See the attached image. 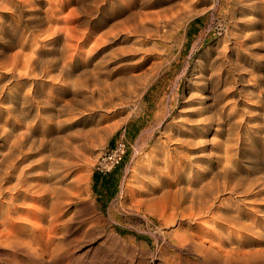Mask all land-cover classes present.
Segmentation results:
<instances>
[{
	"label": "rangeland",
	"instance_id": "374dc122",
	"mask_svg": "<svg viewBox=\"0 0 264 264\" xmlns=\"http://www.w3.org/2000/svg\"><path fill=\"white\" fill-rule=\"evenodd\" d=\"M263 102L264 0H0V184L17 182L4 171L7 143L21 139L30 188L0 194V264H264V193L224 189L264 181ZM122 134L123 161L97 173ZM192 187L237 198L252 223L222 228L216 209L175 206Z\"/></svg>",
	"mask_w": 264,
	"mask_h": 264
},
{
	"label": "bare ground",
	"instance_id": "6f19581e",
	"mask_svg": "<svg viewBox=\"0 0 264 264\" xmlns=\"http://www.w3.org/2000/svg\"><path fill=\"white\" fill-rule=\"evenodd\" d=\"M51 3V2H50ZM143 3V2H142ZM185 4V3H184ZM87 9V8H86ZM120 10H122V9H120ZM119 10V11H120ZM116 11H117V9H116ZM123 11H124V9H123ZM130 11V10H129ZM133 12L135 11V10H132ZM137 11V10H136ZM122 12V11H121ZM120 12V13H121ZM125 12V11H124ZM138 12V11H137ZM136 12V13H137ZM114 13V12H113ZM127 13V12H126ZM136 13H135V17L137 16L136 15ZM142 13V12H141ZM140 13V14H141ZM148 13V12H147ZM146 13V14H147ZM123 14V13H122ZM133 14V16H134V13H132ZM132 14H130L131 16H132ZM146 14H144V12H143V14L142 15H146ZM150 14V13H149ZM149 14H147V15H149ZM129 14H127L126 16H128ZM120 16V15H119ZM131 16H129V17H131ZM173 16V15H172ZM114 17V16H113ZM129 17H127V18H129ZM126 18V17H125ZM125 18H124V20H125ZM141 18H143V17H141ZM171 18H173V17H171ZM170 18V19H171ZM135 19H137V17L135 18ZM169 19V18H168ZM167 19V20H168ZM169 19V20H170ZM174 19V18H173ZM173 19H171V21L173 20ZM176 19V18H175ZM128 20H130V19H128ZM132 20V19H131ZM166 20V21H167ZM134 21V20H133ZM138 21H140V20H137V22ZM142 21V20H141ZM175 21V20H174ZM128 22H130V26H131V21H128ZM135 22H136V20H135ZM146 22V21H145ZM139 23V22H138ZM138 23L136 24V23H134L136 26L138 25ZM96 24V23H95ZM122 24H124V23H122ZM133 24V25H134ZM143 24V23H142ZM148 24V23H147ZM168 24V23H167ZM167 24H165L164 23V25H167ZM170 24V23H169ZM68 25V24H67ZM71 25V24H70ZM121 25V24H120ZM140 25V24H139ZM144 25H145V23H144ZM143 25V26H144ZM129 26V27H130ZM136 26H134V27H136ZM58 27V26H57ZM120 27V26H119ZM132 27V26H131ZM130 27V28H131ZM134 27H132V29L134 28ZM144 27H146V26H144ZM127 28V27H126ZM142 28V27H141ZM147 28V27H146ZM119 29V28H118ZM123 29L121 28V31H122ZM128 30V29H127ZM140 30V29H139ZM143 30V29H142ZM137 31V30H136ZM144 31V30H143ZM143 31H141V32H143ZM109 32V31H108ZM119 32V31H118ZM131 32V31H130ZM145 32V31H144ZM110 33H112V32H110ZM109 33V34H110ZM120 33V32H119ZM134 33V32H133ZM56 34H58V31L56 32ZM114 34H116V33H114ZM104 35H105V37H108V39H109V35L106 33V34H100V35H98L97 37H96V42H99V40H101V39H103L104 38ZM113 35V34H112ZM111 36V35H110ZM117 36V35H116ZM115 36V37H116ZM142 36V35H141ZM143 36H145V35H143ZM113 37H114V35H113ZM239 37V36H238ZM69 40V39H68ZM69 42V41H68ZM93 43V42H92ZM251 43V42H250ZM241 44V43H240ZM242 45V44H241ZM50 46V45H49ZM68 46H69V43H68ZM94 48V47H93ZM238 48H239V46H238ZM74 50V49H73ZM125 51V50H124ZM121 54V53H120ZM6 55V54H5ZM35 69V68H34ZM26 74V73H25ZM37 74V73H36ZM70 76V75H69ZM72 77V76H71ZM99 77V76H98ZM220 77V76H219ZM218 77V78H219ZM96 78V77H95ZM72 79V78H71ZM99 79V78H98ZM226 79V78H225ZM256 79V78H255ZM90 80V79H89ZM220 80V79H219ZM250 80V79H249ZM252 80V79H251ZM85 81V80H84ZM226 81V80H225ZM72 82V81H71ZM216 82H217V80H216ZM230 82V81H229ZM251 82V81H250ZM253 82V81H252ZM227 83V82H226ZM233 82H231V84H232ZM210 84H212V83H210ZM213 84H215V83H213ZM225 84V83H224ZM218 85V84H217ZM206 86V85H205ZM204 86V87H205ZM226 85H224V87H225ZM233 87H234V84L232 85ZM232 86H230V87H232ZM116 87V86H115ZM227 87H228V85H227ZM229 87V88H230ZM253 87H255L254 85H253ZM262 88V87H261ZM217 89V88H216ZM213 90V89H212ZM236 90V89H235ZM238 90H240V89H238ZM118 91V90H117ZM226 91V90H225ZM259 91V90H258ZM260 91H261V89H260ZM212 92V91H211ZM236 92V91H235ZM235 92H234V94H235ZM251 92V91H250ZM261 92H263V91H261ZM261 92H260V94H261ZM245 94H246V92H245ZM248 94H249V92H248ZM228 95H229V92H228ZM227 95V96H228ZM230 95H232V94H230ZM247 95V94H246ZM257 95H259V94H257ZM263 95V94H262ZM100 96V95H99ZM213 96V95H212ZM216 96V95H215ZM218 96H220V95H218ZM215 97V99L216 98H219V97ZM233 96V95H232ZM236 96V95H235ZM204 97H206L207 98V96H205L204 95ZM209 97V96H208ZM243 98V97H242ZM258 98V97H257ZM101 99V98H100ZM204 99V98H203ZM225 99V98H224ZM234 99V98H233ZM232 99V100H233ZM244 99V98H243ZM205 100V99H204ZM226 101H227V99H225ZM224 100V101H225ZM236 100V99H235ZM245 100V99H244ZM212 101H214V100H212ZM217 101V100H216ZM220 101V100H219ZM224 101H223V103H224ZM248 101V100H247ZM46 102V101H45ZM221 102V101H220ZM228 102H229V100H228ZM231 102V101H230ZM246 102V101H245ZM249 102H251L250 100H249ZM201 104H202V102H200ZM215 103V102H214ZM213 103V104H214ZM225 103H227V102H225ZM232 103V102H231ZM247 103V102H246ZM264 103V102H263ZM212 104V103H211ZM220 104V103H219ZM229 104V103H228ZM101 105V104H100ZM203 105V104H202ZM209 106V105H208ZM221 106V105H220ZM245 106V105H244ZM243 106V107H244ZM105 107V106H104ZM108 107H109V105H108ZM107 107V108H108ZM200 107V106H199ZM212 107V106H211ZM210 107V108H211ZM213 107H214V105H213ZM236 107V106H235ZM237 107H238V104H237ZM251 107V106H250ZM263 107V106H262ZM106 108V109H107ZM215 109H216V107H214ZM222 108H223V106H222ZM239 108V107H238ZM237 108V109H238ZM249 108V107H248ZM201 109V108H200ZM217 109H219V105H218V108ZM243 109V108H242ZM254 109V108H253ZM210 110V109H209ZM241 110V109H240ZM245 110V109H244ZM244 110H241V111H244ZM217 111V110H216ZM238 111V110H237ZM39 112V111H38ZM197 112V111H196ZM206 112V111H205ZM218 112L220 113V110H218ZM233 112V111H232ZM249 112V111H248ZM207 113V112H206ZM210 113V112H209ZM214 112H212V114H213ZM237 113V112H236ZM239 113H241V112H239ZM260 113V112H259ZM211 114V113H210ZM210 114H208V116L210 115ZM215 114H216V112H215ZM242 114H244L243 112H242ZM249 114H250V112H249ZM260 114H262V113H260ZM220 115H222V114H220ZM230 115V114H229ZM258 115V114H257ZM213 116V115H212ZM218 116V115H217ZM227 116V115H226ZM232 116H233V114H232ZM260 116V115H259ZM263 116V115H262ZM215 117V116H214ZM236 117V116H235ZM238 117H240L239 115H238ZM206 118V117H205ZM212 118V117H211ZM217 118H219V117H217ZM228 118V117H227ZM237 118V117H236ZM251 118V117H250ZM214 119V118H213ZM213 119H211V121H213ZM233 119H234V117H233ZM252 119H254V117L252 118ZM207 120V119H206ZM210 120V119H209ZM209 120H207V121H209ZM215 120H216V117H215ZM238 120V119H237ZM242 121H243V119H241ZM241 120H239L240 122H241ZM210 121V122H211ZM219 121H221L222 122V120H219ZM218 121V122H219ZM227 121V120H226ZM248 121V120H247ZM252 121V120H251ZM234 122V121H233ZM207 123V122H206ZM225 123V122H224ZM251 123V122H250ZM211 124V123H210ZM246 123H244V125H245ZM5 125V124H4ZM221 125V124H220ZM229 125V124H228ZM210 125H208V127H209ZM213 126V125H212ZM230 126V125H229ZM247 126V125H246ZM227 128V127H226ZM226 128H224L223 127V129H226ZM252 128V127H251ZM242 129V128H241ZM246 129V128H245ZM250 129V128H249ZM230 130H233V129H230ZM243 130H244V128H243ZM252 129H250V131H251ZM217 131V130H216ZM223 131V130H222ZM227 131V130H226ZM239 131V130H238ZM237 131V132H238ZM247 131V130H246ZM246 131H244V132H246ZM250 131H249V133H250ZM254 130H252V132H253ZM228 132V131H227ZM231 134H232V131H229ZM235 132H236V130H235ZM219 133V132H218ZM221 133V132H220ZM234 133V132H233ZM242 133V132H241ZM258 133V132H257ZM6 134V133H5ZM223 134V133H222ZM246 134V133H245ZM251 134H253V133H251ZM217 135V134H216ZM221 135V134H220ZM230 135V134H229ZM235 135V134H234ZM243 135V134H242ZM254 135V134H253ZM219 136V135H218ZM224 136V135H223ZM236 137H239V136H237V133H236V135H235ZM255 136V135H254ZM231 137H234V136H231ZM243 137V136H242ZM11 138V137H10ZM10 138H8V139H10ZM214 138H215V136H214ZM223 138V137H222ZM228 138V137H227ZM258 138V137H257ZM15 139V138H14ZM14 139H12V140H14ZM206 139V138H205ZM208 139V138H207ZM206 139V140H207ZM215 140V139H213V138H210V140ZM226 139V138H225ZM247 139V138H246ZM11 140V139H10ZM11 140V141H12ZM195 140V139H194ZM221 140V139H220ZM220 140H218V141H220ZM234 140H236V139H234ZM233 140V141H234ZM248 140V139H247ZM249 140H250V138H249ZM196 141H198V140H196ZM201 141H203L204 142V140H201ZM209 141V140H208ZM222 141H224V140H222ZM228 141V140H227ZM227 141L226 142H224V143H222V145H224V144H227L228 145V143H227ZM243 141V140H242ZM255 141H257V140H255ZM236 142H238V141H236ZM252 142H254V139H253V141ZM12 143V144H11ZM10 143V141L7 143V150H8V153H7V156L8 157H10V160H9V165H7V170L6 171H4V172H6V174L8 175V176H6L7 177V180L6 181H8V182H11V180H12V178L14 177V176H16L17 178V182L16 183H14V184H11V183H9V185H6L5 184V186L4 185H1L0 184V194H9V197H7V198H9V202H12L13 200H14V198L22 191H27L28 190V171L26 170V166H21L22 165V162L21 161H19V165H17V157H18V155H21L22 153H23V149L25 148V146L23 145V142H22V140L21 139H18V140H15V141H12ZM196 143H198V142H196ZM202 143V142H201ZM211 143H213V142H211ZM233 143V142H232ZM239 143V142H238ZM251 143V142H250ZM214 144H215V142H214ZM217 144V143H216ZM218 144H220V143H218ZM230 144H231V142H230ZM247 144H248V142H247ZM258 144V143H257ZM263 145H264V143H262ZM205 145V144H204ZM221 145V146H222ZM238 145V144H237ZM242 145V144H241ZM203 146V145H202ZM214 146V145H213ZM233 147H235V145H232ZM245 146V145H244ZM6 147V146H5ZM20 147V148H19ZM205 147V146H204ZM223 147V146H222ZM239 147V146H238ZM242 147V146H241ZM246 147H247V145H246ZM250 147H251V145H250ZM253 147V146H252ZM259 146H257V148H258ZM261 147H263L262 145H261ZM202 148V147H201ZM200 148V149H201ZM211 148V147H210ZM215 148V147H214ZM218 148H220V147H218ZM256 148V147H255ZM254 148V149H255ZM30 149V148H29ZM204 149V148H203ZM206 149V148H205ZM223 149V148H222ZM229 149V148H228ZM231 149H233V148H231ZM235 149V148H234ZM239 149V148H238ZM210 150V149H209ZM242 150V149H241ZM260 150V149H259ZM211 151V150H210ZM231 150H229L228 152H230ZM234 151V150H233ZM251 151V150H250ZM252 151H253V149H252ZM262 151V150H261ZM222 152V151H221ZM228 152H225L226 154L228 153ZM236 152H237V146H236ZM236 152H235V155H236ZM239 152V151H238ZM263 152V151H262ZM261 152V153H262ZM213 153H214V151H213ZM231 154L230 155H232V152H230ZM257 153V152H256ZM260 153V154H261ZM206 154V153H205ZM222 154H224L223 152H222ZM245 154H247V153H245ZM252 154V153H251ZM258 154H259V152H258ZM264 154V153H263ZM213 155H215V153L213 154ZM216 155H217V153H216ZM218 155H221V154H218ZM235 155H232V156H230V157H233V156H235ZM253 155V154H252ZM212 156V155H211ZM222 156V155H221ZM238 155H236V157H237ZM246 156V155H245ZM251 156V155H250ZM254 156V155H253ZM259 156V155H258ZM262 156V155H261ZM213 157V156H212ZM218 157V156H217ZM222 157H224V155L222 156ZM239 157V156H238ZM249 157V156H248ZM219 158V157H218ZM225 158H226V156H225ZM235 158V157H234ZM251 159H253L252 157H250ZM212 159V158H211ZM220 159H222V158H220ZM233 159V158H232ZM236 159H238V158H236ZM249 159V158H248ZM251 159H250V161H251ZM263 159V158H262ZM175 160V159H174ZM180 160V159H179ZM204 160V159H203ZM215 160V159H214ZM217 160H219V159H217ZM254 160V159H253ZM202 161V160H201ZM226 161H229L228 159H226ZM235 161V160H234ZM237 161V160H236ZM235 161V162H236ZM256 161H257V158H256ZM259 161V160H258ZM257 161V162H258ZM182 162V161H181ZM184 162V161H183ZM183 162H182V164L181 165H183ZM204 162H205V160H204ZM223 162V161H222ZM225 162V161H224ZM239 162V161H238ZM237 162V163H238ZM261 162H262V160H261ZM260 162V163H261ZM208 163V162H207ZM226 163V162H225ZM236 163V164H237ZM211 164V163H210ZM221 164V163H220ZM228 164H229V162H228ZM228 164H223L222 163V166H224V167H226V168H228L229 166H228ZM257 164V163H256ZM264 164V163H263ZM263 164H261V165H263ZM200 165V164H199ZM216 165H217V163H216ZM230 165H232V164H230ZM234 165V164H233ZM238 166H239V164H237ZM241 165V164H240ZM203 166H204V164H203ZM234 166H236V165H234ZM233 166V167H234ZM207 166H205V168H206ZM214 167H216V166H214ZM221 167V166H220ZM240 167V166H239ZM238 167V168H239ZM205 168H203V169H205ZM230 168V167H229ZM228 168V169H229ZM236 168H237V166H236ZM242 168V167H241ZM258 168V167H257ZM210 169H211V167H210ZM219 170H220V168H218ZM218 169H216L217 171L216 172H218ZM227 169V170H228ZM252 169V168H251ZM44 170V169H43ZM221 170H222V168H221ZM220 170V171H221ZM227 170H222L221 171V173H219L218 175H222V174H226V171ZM241 170H244V169H241ZM249 170V169H248ZM179 171V170H178ZM200 171V170H199ZM230 171V170H229ZM233 171H234V168H233ZM247 171V170H246ZM252 171V170H251ZM148 172V171H147ZM211 172H213V170H211ZM223 172V173H222ZM235 172V171H234ZM236 172H238L237 170H236ZM236 172H235V174L234 175H236ZM248 172H250V171H248ZM198 173V172H197ZM207 173V172H206ZM232 173V172H231ZM261 173V172H260ZM169 174V173H168ZM200 174V173H199ZM203 174V173H202ZM245 174H248L247 172L245 173ZM251 174H252V172H251ZM167 175V174H166ZM192 175V174H191ZM215 175H217L216 173H215ZM214 175V176H215ZM217 175V176H218ZM228 175V174H227ZM231 175H233V174H231ZM230 175V176H231ZM234 175L232 176V177H234ZM252 175H254V174H252ZM263 175L264 174H262V176L261 177H263ZM198 176V175H197ZM206 176V175H205ZM230 176H229V178H230ZM247 176V175H246ZM246 176H243V174H242V177H244V178H248V177H246ZM248 176H249V174H248ZM255 176V175H254ZM1 177V176H0ZM23 177H25V178H23ZM226 177V176H225ZM252 177V176H251ZM259 177V176H258ZM189 178V177H188ZM191 178V177H190ZM211 178H212V176H211ZM224 178V177H223ZM223 178H222V181H223V183L221 182V184H222V186H224V181H227V180H223ZM228 178V179H229ZM244 178H242V179H244ZM3 179H5V177H3ZM14 179V178H13ZM213 179V178H212ZM218 179V178H217ZM219 179H221V178H219ZM226 179H227V177H226ZM231 179V178H230ZM238 179H240V178H238ZM238 179H235L236 181H238ZM153 180V179H152ZM198 180V179H197ZM207 180V179H206ZM213 180H215V179H213ZM234 180V181H235ZM247 180H249V178L247 179ZM246 180V181H247ZM251 180V179H250ZM249 180V181H250ZM253 180V179H252ZM256 180H258V179H255V181ZM201 181V180H200ZM199 181V182H200ZM204 181V180H203ZM208 181V180H207ZM212 181V180H211ZM210 180H209V184L210 183H212ZM217 181V180H216ZM221 181V180H220ZM230 181V180H229ZM231 181H233L232 179H231ZM233 181V182H234ZM236 181L234 182V183H236ZM244 181V180H243ZM203 183H205V182H203ZM215 182H213V184H214ZM240 183V182H239ZM243 183V182H242ZM251 183V181L249 182V185H248V182L247 183H244V184H247V185H244V184H239V185H234V186H226V187H224V189H228L229 188V191L231 190V192L232 193H246V196H251V198H253V199H251V202H255V201H257V200H259V198L261 197L262 198V195H263V193H264V181L262 182H260V183H258V184H256V185H258L259 186V188L258 189H256L254 186H255V182H254V184H253V182H252V184H250ZM256 183H257V181H256ZM2 184H3V182H2ZM202 184V183H201ZM33 184H31V186H32ZM35 185V184H34ZM194 185V184H193ZM192 185V186H193ZM196 185H198V183L196 184L195 183V186ZM205 185V184H204ZM211 185V184H210ZM217 185V184H216ZM229 185V184H228ZM200 186V185H199ZM202 186H203V184H202ZM20 187H24L23 189H21ZM205 187V186H204ZM33 188V187H32ZM31 188V189H32ZM40 188H41V186H40ZM39 188V189H40ZM191 188V187H190ZM193 188V187H192ZM201 188V187H200ZM199 188V189H200ZM203 188V187H202ZM205 188H208L207 187V185H206V187ZM253 188H255L256 190H253ZM30 189V188H29ZM198 189V188H197ZM204 189V188H203ZM165 190V189H164ZM179 190V189H178ZM181 190H183V189H181ZM180 190V191H181ZM193 190H195L194 188H193ZM202 190V189H201ZM206 190L207 189H205V192H206ZM212 190V188L210 189V191ZM251 190V191H250ZM32 191V190H31ZM33 191H34V189H33ZM32 191V192H33ZM35 191H39V190H36L35 189ZM180 191H174L175 192V194H173L174 196H176L177 194V196L175 197V203H176V205L175 206H180L181 207V205L183 204V203H185L186 201H187V203L188 204H186V205H188L187 207L185 206V208H189L190 210L191 209H194L195 211H196V213H208V212H211L213 209L215 210L216 209V211L218 212V215L217 216H215V215H213L214 217H216V219H218V221L217 222H219V224L221 225V227L223 228V226L224 225H226V224H228V225H231V226H233V227H236V228H238L240 225L239 224H241V226L243 225H245L246 227L248 226V223L246 222L247 220H248V222L250 221V218L249 219H247L246 221L244 220V216L243 217H241L242 216V214L244 213V210H243V207L242 206H238V205H240L238 202H239V200L236 198V200H228L227 202L225 201L226 199H224V197L227 195H225L223 198H220L219 197V195H213V196H206L207 194V192L209 191H207L206 193L205 192H202V193H204V194H206L205 195V197H204V194H202V195H200L199 197L197 196V194H199V193H197V191L195 190L194 191V193H190V192H188V196L191 194V198H189V199H186V200H184V196H183V198H182V193L181 194H179L180 193ZM191 191V190H190ZM217 191V190H216ZM221 191V190H220ZM30 192V191H29ZM168 192V191H167ZM177 192H179V193H177ZM182 192V191H181ZM195 192H196V195H195ZM212 192H214V190L212 191ZM219 192V191H218ZM218 192H217V194H218ZM184 193V192H183ZM190 193V194H189ZM200 193H201V191H200ZM211 193V192H210ZM209 193V194H210ZM216 193V192H215ZM226 193V192H225ZM171 194V193H170ZM169 194V195H170ZM223 194V193H222ZM228 194H229V192H228ZM168 195V196H169ZM172 195V196H173ZM185 195H186V193H185ZM233 195V194H232ZM2 196V195H1ZM4 196V195H3ZM6 196V195H5ZM161 196H163V195H161ZM171 196V197H172ZM174 196L172 197V198H174ZM178 196H181V197H178ZM187 196V195H186ZM186 196H185V198H186ZM228 196V195H227ZM233 196H235V194L233 195ZM240 196V195H239ZM190 197V196H189ZM236 197V196H235ZM155 198V197H154ZM171 198V199H172ZM226 198V197H225ZM231 198V196H229V199ZM248 198V197H247ZM247 198H243V199H241V198H239V199H241V200H247V201H249ZM264 198V197H263ZM262 198V199H263ZM169 199V198H168ZM232 199V198H231ZM261 199V200H262ZM172 202H173V199L171 200ZM170 201V202H171ZM219 201V202H218ZM246 201V202H247ZM262 201H264V199L262 200ZM8 202V203H9ZM216 202H218V204L216 203ZM250 202V203H251ZM7 203V202H6ZM245 203V202H244ZM263 203V202H262ZM2 204V203H1ZM248 204V203H247ZM264 204V203H263ZM3 205H5V203L3 204ZM153 205V204H152ZM155 205V204H154ZM170 205V204H169ZM171 205H172V203H171ZM226 205V207H224ZM243 205V204H242ZM7 206V205H6ZM5 206V207H6ZM158 206V205H157ZM173 206V205H172ZM172 206H171V208H172ZM174 206V207H175ZM246 206H248V205H246ZM240 207H242V209L240 208ZM245 207V206H244ZM249 207V206H248ZM252 207V209H254V207L253 206H251ZM257 207V206H256ZM255 207V208H256ZM263 207V206H262ZM1 208V207H0ZM49 208V207H48ZM182 208H183V206H182ZM246 208V207H245ZM180 208H178L177 210H179ZM264 209V208H263ZM263 209H261V210H263ZM173 210V209H172ZM176 210V209H175ZM174 210V211H175ZM181 210V209H180ZM193 210V211H194ZM251 210V209H250ZM257 210V209H256ZM260 210V211H261ZM1 211V210H0ZM174 211H173V213H174ZM184 211V210H183ZM186 211V210H185ZM192 211V210H191ZM195 211H194V213H195ZM215 211V212H216ZM245 211H246V209H245ZM248 211V210H247ZM190 212V211H189ZM188 212V210H187V212L186 213H188V215L190 214ZM216 212V213H217ZM252 212V211H251ZM256 212V211H255ZM264 212V211H263ZM177 213V212H176ZM183 213V212H182ZM256 213H258V212H256ZM262 213V212H261ZM1 214V213H0ZM175 214V213H174ZM178 214H180V213H178ZM203 214V215H204ZM209 214V213H208ZM249 214H250V211H249ZM253 214H255V213H253ZM177 214H175L174 216H176ZM181 215V214H180ZM180 215H179V217H180ZM186 215V214H185ZM191 215H193V212H192V214ZM191 215H190V217H191ZM195 215H197V214H195ZM212 215V214H211ZM169 216V215H168ZM178 216V215H177ZM212 216V217H213ZM251 216V215H250ZM258 216V215H257ZM172 217V219H173V216H171ZM176 218V217H175ZM243 220V222L241 221V219ZM246 218V217H245ZM248 218V217H247ZM262 218V217H261ZM180 219V218H179ZM256 218H255V215H254V220H255ZM259 219V218H258ZM251 220H253V219H251ZM257 220V219H256ZM261 219H259V221H260ZM176 221H178V220H176ZM212 221V220H211ZM245 221V222H244ZM258 221V220H257ZM215 222V221H214ZM254 222H256V221H254ZM261 222V221H260ZM249 223H252V221H250ZM257 223V222H256ZM255 223V224H256ZM262 223V222H261ZM259 224V223H258ZM212 225H214V223L212 224ZM216 225V224H215ZM239 225V226H238ZM249 225H251L250 227H252L253 229L255 228V231L256 230H258L259 231V227L257 228V227H253L252 226V224H249ZM254 225V224H253ZM263 225V224H262ZM217 226H218V223H217ZM238 226V227H237ZM240 226V227H241ZM264 226V225H263ZM249 227V228H250ZM261 227V226H260ZM220 228V227H219ZM219 228L217 229L216 227H215V229H217V232H216V235H223L222 237H228V235L229 234H227V231H219ZM228 228H230V227H228ZM252 228H250V229H252ZM257 228V229H256ZM213 229H214V227H213ZM221 229V228H220ZM242 229H244V228H242ZM245 229H247V228H245ZM225 230H227V229H225ZM247 230H249V229H247ZM214 231V230H213ZM253 231V230H252ZM251 231V232H252ZM254 231V232H255ZM263 231V230H262ZM177 232V231H176ZM179 233V232H178ZM211 233H212V231H211ZM229 233V232H228ZM176 234V233H175ZM179 235V234H178ZM177 235V236H178ZM198 235V234H197ZM208 235V234H207ZM176 236V237H177ZM180 236V235H179ZM215 236V235H214ZM230 236V235H229ZM221 237V236H220ZM231 237V236H230ZM194 238V237H193ZM192 238V239H193ZM212 238L214 239V237L212 236ZM191 239V238H190ZM227 239V238H226ZM175 240V239H174ZM193 240H195V239H193ZM199 240H202V239H199ZM224 240V239H223ZM231 240V239H230ZM190 241V240H189ZM203 241V240H202ZM227 241H229V240H227ZM171 242V241H170ZM195 241H193L192 243H194ZM198 242V241H197ZM223 242V241H222ZM225 242V244H226V241H224ZM202 243V242H201ZM201 243L199 244V245H201ZM196 244V243H195ZM219 244H221V238H220V243ZM224 244V243H223ZM222 244V245H223ZM203 245V244H202ZM221 246V245H220ZM233 247H231V248H235V246H236V244L234 243V245H232ZM164 247V246H163ZM217 247V246H216ZM215 247V248H216ZM211 248V247H210ZM219 249H220V247H218ZM213 248H211V250H212ZM222 249V248H221ZM233 249H231V250H233ZM211 250H209V251H211ZM217 250V249H216ZM224 250V249H223ZM212 252H213V250H212ZM229 252V251H228ZM225 253V256H227L226 255V253H227V251L226 252H223V254ZM232 253V252H231ZM235 253V252H234ZM223 254H221V255H223ZM229 255V254H228ZM231 255V254H230ZM216 256V255H215ZM225 256H223V257H225ZM220 257H222V256H220ZM228 257V256H227ZM164 261V260H163Z\"/></svg>",
	"mask_w": 264,
	"mask_h": 264
},
{
	"label": "built area",
	"instance_id": "2783aa9c",
	"mask_svg": "<svg viewBox=\"0 0 264 264\" xmlns=\"http://www.w3.org/2000/svg\"><path fill=\"white\" fill-rule=\"evenodd\" d=\"M129 147L130 141L122 134L100 154L95 165L96 172L99 174L111 172L123 161Z\"/></svg>",
	"mask_w": 264,
	"mask_h": 264
}]
</instances>
